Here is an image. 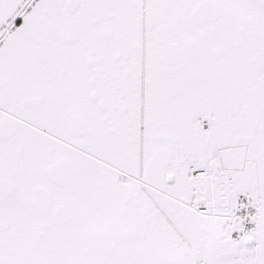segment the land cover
Instances as JSON below:
<instances>
[{"label": "snow or ice", "instance_id": "1", "mask_svg": "<svg viewBox=\"0 0 264 264\" xmlns=\"http://www.w3.org/2000/svg\"><path fill=\"white\" fill-rule=\"evenodd\" d=\"M0 264H264V0H0Z\"/></svg>", "mask_w": 264, "mask_h": 264}]
</instances>
